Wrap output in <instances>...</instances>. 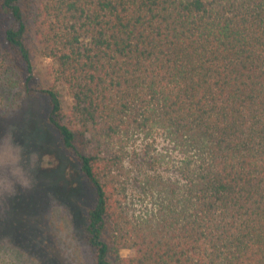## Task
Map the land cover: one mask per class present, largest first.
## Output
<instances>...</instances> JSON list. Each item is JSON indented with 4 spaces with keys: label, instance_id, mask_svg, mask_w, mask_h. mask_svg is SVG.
I'll use <instances>...</instances> for the list:
<instances>
[{
    "label": "trees",
    "instance_id": "16d2710c",
    "mask_svg": "<svg viewBox=\"0 0 264 264\" xmlns=\"http://www.w3.org/2000/svg\"><path fill=\"white\" fill-rule=\"evenodd\" d=\"M1 8L25 91L48 99L95 190L96 264H264V0ZM35 49L52 60V87L34 85ZM12 70L0 60V115Z\"/></svg>",
    "mask_w": 264,
    "mask_h": 264
},
{
    "label": "rangeland",
    "instance_id": "374dc122",
    "mask_svg": "<svg viewBox=\"0 0 264 264\" xmlns=\"http://www.w3.org/2000/svg\"><path fill=\"white\" fill-rule=\"evenodd\" d=\"M1 3L0 60L13 68L8 74L17 85L0 115V264H96L86 237L95 190L51 125L48 99L25 91L24 76L6 50L9 18ZM32 58L34 85L54 86L52 60L38 49ZM60 90L69 110L71 97Z\"/></svg>",
    "mask_w": 264,
    "mask_h": 264
}]
</instances>
